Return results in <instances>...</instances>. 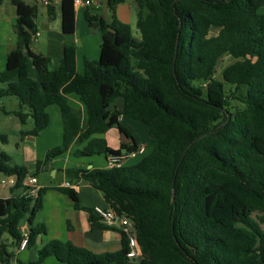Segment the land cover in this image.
I'll return each mask as SVG.
<instances>
[{
    "label": "trees",
    "instance_id": "1",
    "mask_svg": "<svg viewBox=\"0 0 264 264\" xmlns=\"http://www.w3.org/2000/svg\"><path fill=\"white\" fill-rule=\"evenodd\" d=\"M16 5L13 30L17 42L6 53L0 71V100L14 97L19 107L8 111L22 124L21 135L37 136L49 124L46 108L59 107L61 144L36 162V169L87 141L77 156L119 155L137 149L119 115L143 124L153 139L138 162L119 167H72L65 175L76 184L98 190L119 215L134 222L138 255L130 258L124 232L101 221L93 208L81 206L74 187H54L88 214L90 230L120 234L114 251L93 252L70 240L51 239L37 250L32 264L54 257L62 264H264V0H132L135 26L115 16L122 0H107L111 19L85 12L90 33L101 36L99 58L75 69L74 0H61L63 56L32 51L37 32V6ZM2 0H0V5ZM49 8L50 17L53 16ZM217 27L215 34L210 28ZM235 60L215 78L221 58ZM30 59L35 79L23 73ZM83 106L75 108L68 95ZM121 98V108H111ZM109 129L130 140L118 148L94 136ZM0 142L7 136L0 134ZM26 166L12 164L0 149V178L14 176L10 195L0 197V263L11 264L2 239L10 234L17 248L21 221L28 223L26 248L45 233L35 223L46 187L36 197L25 194ZM14 190L16 193H14ZM25 248V249H26Z\"/></svg>",
    "mask_w": 264,
    "mask_h": 264
},
{
    "label": "crops",
    "instance_id": "2",
    "mask_svg": "<svg viewBox=\"0 0 264 264\" xmlns=\"http://www.w3.org/2000/svg\"><path fill=\"white\" fill-rule=\"evenodd\" d=\"M24 1L30 4L34 3L37 6L36 27L38 35L31 42L30 49L36 53H40L49 57V66L52 67L54 62H56L63 56V31L61 26L59 2H52L47 5L43 3L42 0ZM90 1L92 3H98L99 7L95 8L93 5H86L84 3L85 0H80V2L74 3L75 30L73 39L75 44V69L79 73H81L83 70L84 59L97 60L99 58L101 43V36L99 33L89 32L87 23L84 18L85 12L88 11L91 13H99L106 21H109L111 19L110 10L108 9L103 11L102 9V3L105 0ZM51 6L53 7L52 17H50L49 15L48 8ZM262 13H264V6ZM115 16L119 21L127 23L130 27L132 23H134L135 25L136 13L132 0H122V2L118 3L115 7ZM15 20L16 5L11 0H2V3L0 5V71L5 69L7 50L10 47L14 46L17 42V36L13 30ZM23 73H25L32 79H35L37 77L36 69L34 68L30 59H27L23 68ZM13 98L8 97L0 100L1 105L4 107V109L8 111H14L18 109V101L16 98ZM68 99L75 108H80L81 110H83L82 104L74 94H69ZM7 103L10 104V108L7 107ZM46 111L49 114V124L43 131L39 133V135H21V142L19 144H16V147L19 150V154H17L16 157L5 151L11 157V163L26 166L29 173L36 172V174H31L28 176L35 177L40 188L46 187L39 182L38 173L40 171H47L52 174V177H56L58 171H61L62 175L64 176V180L56 186H65V182H69V186L74 187L77 190L79 194V203L81 206L90 208H93L95 206L108 207V203L104 200L98 190H95L90 184L86 182H79L78 184H76L74 180L69 179L64 173L65 169L72 167H107V161L103 155L77 156L74 154V152L81 149L87 141L80 143L75 142L71 144L69 150L66 153L51 159L49 162L41 166L39 170L36 169V162L43 159L40 158V155H43V142L40 141L43 135L47 132H53L55 135L57 134L62 141V122L59 107L55 104H52L46 108ZM7 120H11V125L16 129L15 131H18V133L21 134V132L23 131L22 123L19 121L17 116L12 113L6 114L2 110H0V122L2 123L1 125L8 126ZM118 120L130 131L137 145V149H140V153H148L151 150V146H153V139L150 135L149 130L146 127L136 125L135 122L137 121L131 120L123 115H119ZM51 123H55V126L52 130H50ZM29 129H31V127L27 128L26 130ZM111 130H108L101 134H96L94 136L104 139L112 148H118L122 143H130L129 139H127L126 137L122 138L119 133H115ZM109 136L112 138L113 143L109 142ZM74 146H76L75 149L73 148ZM0 149L2 150V148ZM71 155H73L75 159H70ZM57 161H60L61 163L57 164ZM89 162L92 163L91 166H87ZM131 163L133 162H130L129 164ZM56 186L50 188L54 192H57V194L62 196L58 198L63 202V208L60 207V210L57 211L55 209L53 213L50 212L52 215H49L48 218L52 219V217H54L55 219L52 222L53 225L51 226V230L49 231L47 228L45 233H42L37 237V239L40 240V247L51 239H59L62 241L70 240L77 246L88 248L91 251L97 253L104 251H114L120 247V234L116 230L96 229L91 231L87 212H85L84 210L75 209L69 197L55 189L54 187ZM10 187L11 186L9 185L7 187H3L5 191L3 192V194H0V197L5 198L9 196ZM14 193H16L15 190ZM39 211L36 213V216L39 214ZM36 216L34 218V221H37L38 219L39 221H41V216ZM63 217L65 218V228L61 227V219ZM113 226L118 227L117 224H113ZM20 228L22 230L23 228L28 229L26 218L21 221ZM29 248L26 249L29 250ZM17 250L20 252L25 249ZM13 259H15V256H13L10 261L12 262ZM55 260L56 259L51 256L46 258L42 264L46 262H49L50 264H57L56 262L58 261ZM22 263L26 264V262L24 261Z\"/></svg>",
    "mask_w": 264,
    "mask_h": 264
},
{
    "label": "rangeland",
    "instance_id": "3",
    "mask_svg": "<svg viewBox=\"0 0 264 264\" xmlns=\"http://www.w3.org/2000/svg\"><path fill=\"white\" fill-rule=\"evenodd\" d=\"M102 9L103 11L108 10V6H107V1H103L102 3ZM263 11V6L259 9V12L262 13ZM217 27L212 26L210 28V33L211 34H215L217 31ZM131 30H132V34L135 38H139V31L137 30V28L135 27L134 23H132L131 25ZM235 59L232 58L230 55H225L223 58H221L217 64L216 67V72H215V78L221 80L222 79V71L223 69L231 64ZM13 98V97H12ZM15 99V98H13ZM122 106V100L121 98H118L115 100V102H113L110 107L114 108H120ZM7 107L10 108V104L7 103ZM8 121V126H2L1 122H0V134H6L7 136V142L6 143H1L0 142V148H2V150L8 152L9 154L13 155L14 157L17 156V154H19V150L16 147V144H19L21 142L20 138H21V134L18 133V131H15L16 129L11 125L12 121L7 120ZM136 125H139L141 127H145L143 124L139 123V122H135ZM33 126V121L32 119H27L25 124H22V129L26 130L27 128H30ZM55 126V123H51V128L50 130H52ZM111 130V129H109ZM111 131H114L115 133H118L115 129H112ZM121 135V134H120ZM121 137L123 138L124 136L121 135ZM41 142H43V151L42 154L40 155V158H44L45 153L55 147L61 144V139L58 137V135L54 134L53 132H47L43 135V137L40 140ZM109 142L113 143L112 138L109 136ZM74 149L76 148V146L73 147ZM152 148V146H151ZM73 151V150H72ZM144 155H146V153H140L137 152L136 155L134 157H130L127 158L126 160L123 161L124 165L129 164L130 162H138ZM63 158V157H62ZM61 158V159H62ZM70 159H75V157L73 155H71ZM57 164H60V161L56 162ZM91 162H89V164L87 166H91ZM122 164V165H123ZM38 178H39V182L41 184H43L44 186H46V190L42 195V210L39 211V216H41V221H39V219L37 221H39L40 223H42L45 227V230L48 228V230H51V226L53 225V221H54V217H52V219H49L48 216L52 215L50 212H54V210L56 209L57 211L60 210L59 208L62 207L63 208V202L60 201V199L58 197H62L59 194H57V192H54L50 187L59 185L61 183V181L64 180V176L62 175L61 171H58V174L56 177H52V174L47 172V171H40L38 173ZM85 183V182H82ZM5 191L4 188H0V194H3V192ZM81 213V212H79ZM38 215L36 217H38ZM44 219V221H43ZM37 221H34L35 223H39ZM61 227L65 228V218L63 217L61 219ZM2 239L4 241V243L6 244V248L8 250V252L13 253L15 256V259H13V261L11 262V264H23L22 262H26V264H32L31 262L34 261L37 258V250L40 248V240L36 239L35 243L33 246H31L29 248V250L25 249L23 251H18L16 244L13 241V238L10 236V234L5 233L2 235ZM34 258V259H33ZM56 261V260H55ZM57 264H60L59 262H56ZM44 264H50L49 262H46Z\"/></svg>",
    "mask_w": 264,
    "mask_h": 264
},
{
    "label": "built area",
    "instance_id": "4",
    "mask_svg": "<svg viewBox=\"0 0 264 264\" xmlns=\"http://www.w3.org/2000/svg\"><path fill=\"white\" fill-rule=\"evenodd\" d=\"M45 4H50L52 2H60L61 0H42ZM80 0H74V3H78ZM88 6H94L95 8L99 7L98 3H92L90 0H85L84 2ZM38 35L36 32V35L34 38ZM137 152H140V149H135L131 151H123L119 155H109L107 157V167H119L123 164V161L127 158L134 157ZM15 178L14 176H3L0 178V188L7 187L8 185L11 186L14 184ZM23 185L27 188L25 190V194L30 195L31 197H36L39 185L37 183V179L33 176H27L25 180L23 181ZM65 186H69V182H65ZM94 211L98 214L101 221L108 225L117 224L118 227L124 232L128 239V245H129V252L128 256L130 258H135L138 255V251L136 248V238H135V229H134V222L133 220L125 214L119 215L112 207H100L95 206L93 207ZM27 239H28V230L26 228H23L22 230V239L19 242L18 249L23 250L26 248L27 245Z\"/></svg>",
    "mask_w": 264,
    "mask_h": 264
}]
</instances>
